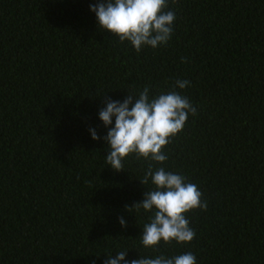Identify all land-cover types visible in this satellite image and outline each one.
Masks as SVG:
<instances>
[{
  "label": "trees",
  "instance_id": "trees-1",
  "mask_svg": "<svg viewBox=\"0 0 264 264\" xmlns=\"http://www.w3.org/2000/svg\"><path fill=\"white\" fill-rule=\"evenodd\" d=\"M97 2L0 0V264H104L121 250L128 261L191 251L197 264H264V0H168L171 40L140 52L99 28ZM145 86L197 109L167 161L151 163L207 202L185 214L190 243L156 251L141 243L152 213L130 208L154 187L139 182L150 161L130 154L114 171L89 132L106 136L107 98Z\"/></svg>",
  "mask_w": 264,
  "mask_h": 264
},
{
  "label": "clouds",
  "instance_id": "clouds-1",
  "mask_svg": "<svg viewBox=\"0 0 264 264\" xmlns=\"http://www.w3.org/2000/svg\"><path fill=\"white\" fill-rule=\"evenodd\" d=\"M167 8L168 0H98L89 6L99 28L117 36L121 43L128 41L136 52L144 47L155 49L171 40L176 14L165 11ZM181 62H184L183 58ZM189 84L188 80L178 79L174 88L184 89ZM196 113L191 101L177 91L171 90L150 99L149 88L145 86L138 96L128 93L123 102L105 100V107L98 115L108 128L106 136L101 138L95 129H89L94 141L103 139L106 143L109 149L106 162L114 171H124V159L130 154L150 161L139 182L146 185L151 179L154 187L145 191L143 200L130 208L152 213L149 223L143 227L141 243L153 251L161 242L168 245L173 241L190 243L196 234L185 214L196 209L207 210V202L202 200L196 184L187 182L183 174L166 171L164 167L154 169L151 163L160 165L167 161L164 147L184 129L189 115ZM118 222L126 227L123 217H119ZM126 254L125 250L118 252L115 258L109 254L104 264H197L191 251L173 257L160 254L131 261L125 259Z\"/></svg>",
  "mask_w": 264,
  "mask_h": 264
}]
</instances>
